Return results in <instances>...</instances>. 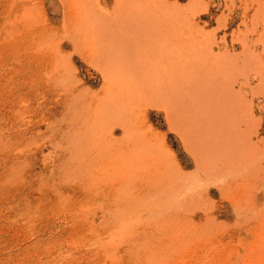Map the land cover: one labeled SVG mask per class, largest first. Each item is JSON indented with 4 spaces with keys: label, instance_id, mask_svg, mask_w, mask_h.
I'll return each mask as SVG.
<instances>
[{
    "label": "rangeland",
    "instance_id": "obj_1",
    "mask_svg": "<svg viewBox=\"0 0 264 264\" xmlns=\"http://www.w3.org/2000/svg\"><path fill=\"white\" fill-rule=\"evenodd\" d=\"M0 264H264V0H0Z\"/></svg>",
    "mask_w": 264,
    "mask_h": 264
}]
</instances>
